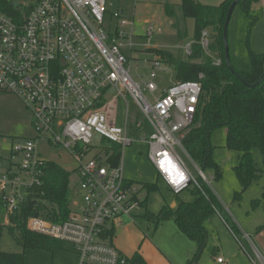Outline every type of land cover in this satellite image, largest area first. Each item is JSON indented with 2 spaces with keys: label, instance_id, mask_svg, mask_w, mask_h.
I'll list each match as a JSON object with an SVG mask.
<instances>
[{
  "label": "built area",
  "instance_id": "2783aa9c",
  "mask_svg": "<svg viewBox=\"0 0 264 264\" xmlns=\"http://www.w3.org/2000/svg\"><path fill=\"white\" fill-rule=\"evenodd\" d=\"M115 0H3L0 3V91L13 93L32 114L33 135L12 145L7 158L0 156V205L7 217L19 211L35 188L43 184L48 160L41 144L63 149L76 162L77 181L70 216L61 223L31 217L27 228L33 233L69 242L78 264H125L127 257L113 243L107 231L133 220L143 207L140 190L124 175L127 146L136 139L129 122V102L144 115L137 122L148 156L158 177L175 194L189 187L202 188L199 171L195 177L178 149L185 152L183 139L193 124L202 95L200 80L174 82L162 92L156 78L168 66L151 46L155 26L137 27ZM136 1V0H135ZM264 6V0H262ZM142 31V34L138 30ZM143 37L146 42L137 39ZM211 34L205 29L199 44L207 55ZM155 53L147 63V78L141 83L131 75L130 59L136 47ZM185 56L193 54V41L183 46ZM221 65L222 59H214ZM144 83L148 95L142 89ZM114 92V95H111ZM126 101L125 122H117V103ZM121 152L113 165L111 145ZM191 158V157H190ZM192 159V158H191ZM218 212V210L216 209ZM230 231L251 264H264V255L248 233L241 240ZM242 239H247L249 247ZM217 264H227L222 256Z\"/></svg>",
  "mask_w": 264,
  "mask_h": 264
},
{
  "label": "rangeland",
  "instance_id": "374dc122",
  "mask_svg": "<svg viewBox=\"0 0 264 264\" xmlns=\"http://www.w3.org/2000/svg\"><path fill=\"white\" fill-rule=\"evenodd\" d=\"M197 1L205 5L216 6L225 0ZM167 5L173 7L175 12L174 17H170L167 14ZM113 9H122L124 16L134 19L139 28L145 26V24H147L146 22L155 26V34L151 39V46L153 48L157 47L161 50L169 51L181 58H183L182 55L185 57L183 46L193 41L195 20L184 16L181 0H115ZM138 32L142 34L140 29ZM227 34L232 65L238 70L245 72L250 71V52H264V6L262 5V0H257L252 3L250 14L246 13L240 5H237L232 13ZM137 40L140 43L146 42L143 37ZM136 49L137 51H134L130 59L131 75L136 81L141 83L142 77L144 79L147 78V63L155 60L156 56L152 51L144 50L142 46H137ZM166 64L168 70L160 71L155 79L160 92L167 89L175 82L174 67L168 63ZM142 89L144 94L148 95L144 83H142ZM111 95H114V92H111ZM116 112L118 124L123 125L127 112V105L124 99L120 98L118 100ZM31 121L32 114L20 98L13 93L0 91V156L7 158L10 155L13 144L23 142L33 134ZM140 121H145L144 115L140 112L138 107L130 101L129 122L133 126V136L136 141L132 145L127 146L124 151V175L136 184L140 190V197L143 200H147V205L145 207L143 206L141 210L138 211L133 220L126 219L127 221H125L122 226L116 228L113 244L123 255L128 257L139 250V246L144 239H151L155 244L159 245L161 244L159 238H161L163 242L169 246L172 245L174 241L170 230L166 228L168 227L167 225L171 224L175 227L176 231H179L177 230L174 219H170L163 222L165 233L163 234L157 231L158 234H155L158 227L156 228L153 223L147 221L142 216L146 211L157 214L163 206L171 203L173 200L180 203L182 201L190 202L194 199L191 189H186L178 195L174 194L163 180L158 177L157 171L148 156L149 146L142 140L141 131L137 128V122ZM97 141L99 143L102 141L104 146L113 145V143L100 138H97ZM211 144L213 147V159L221 166L223 173L219 179H215V172L213 169L206 168L204 170L207 176L214 177L211 189L217 198H219L220 206L218 208L219 213L216 211L215 216L208 222L207 230L209 237L207 240V248L202 255L201 264H211L210 261L212 259L213 249L218 243V233H221L222 237L225 235L232 237L233 234L230 231L231 226L236 232H238V228L241 229V231L238 232L239 240H241L244 234L248 233L250 238L262 252L255 238V232L258 230L259 226L264 224V157L261 149L255 147L252 150L256 165L258 169L261 170L260 178L243 192V201H234L235 193L241 190V184L234 172V167L239 164L241 153L230 151L226 148L225 128H219L213 131L211 135ZM41 147L43 149L42 154L48 158V160H53L70 171L75 169L76 162L65 150L61 148H49L45 144H41ZM178 152L188 170L195 177H198L199 171L194 164L195 161L193 162L192 159L180 149H178ZM195 163L200 166L197 162ZM76 181L77 177L73 173L71 176V183L74 184ZM202 182L206 184L203 179ZM145 183L156 184L157 189L149 192L143 187ZM69 197L71 209L74 208V210L79 211V208H75L73 205L75 201H78L73 190ZM257 198L261 199L262 202L259 207L254 208L253 200ZM175 207L176 206L173 205L172 208ZM240 207L242 209L240 211H243V214L242 217L236 220L232 217L228 209H231V211L235 213L237 210L239 211ZM244 217L246 223L248 222L245 231H243L238 223L239 221L243 224ZM6 218L8 217L0 205V251L24 253L26 264H78L76 251L69 242H64L62 248L55 253L40 248H29L24 250L10 235ZM221 218H223L224 221ZM161 224H159V226ZM250 227H252V229L254 227L255 230L252 231ZM180 235L190 241V243H194L189 238H186L187 236L185 234ZM242 241L249 247L250 243L247 239H242ZM262 254L264 255L263 252ZM218 256L219 254L215 257L217 258Z\"/></svg>",
  "mask_w": 264,
  "mask_h": 264
},
{
  "label": "trees",
  "instance_id": "16d2710c",
  "mask_svg": "<svg viewBox=\"0 0 264 264\" xmlns=\"http://www.w3.org/2000/svg\"><path fill=\"white\" fill-rule=\"evenodd\" d=\"M233 1L225 0L219 5L211 6L197 0H181L184 16L195 20L193 54L189 57L182 55L181 58L169 51L156 52L164 62L174 67L175 82L200 80V76H203L198 112L185 134L183 145L192 160L197 162L203 171L211 168L215 172V179H219L223 171L213 159L211 135L216 129H228L226 148L241 153L239 164L234 167L241 184V190L235 193L234 198L240 200L243 192L260 178L261 170L256 165L252 150L259 147L264 157V52H250L251 70L248 72L240 71L233 65L235 71H232L227 65L224 24ZM254 1L257 0H239L237 5L250 14ZM0 3L1 6L4 5L3 0H0ZM166 9L167 14L174 17L173 7L167 5ZM205 29L211 34V56L207 55L199 44L201 33ZM216 58L222 59L221 65L214 64ZM110 147L113 151L112 163L117 165L121 156L120 149L116 144H111ZM73 173L74 170L70 171L53 160H47L43 184L33 190L19 211L9 215V233L24 250L40 248L55 253L62 248L63 241L33 233L27 228V222L31 217H41L61 223L70 216L72 209L69 195L73 190L71 183ZM143 187L149 192L157 189V185L152 183H145ZM190 189L194 195L192 202H181L175 208L165 205L157 214L146 211L143 217L155 227L174 218L178 228L197 245V253L189 262L193 264L207 245L208 232L205 222L216 213L220 201L204 182L202 188L192 186ZM261 202V199L253 200V207H259ZM146 205L145 199L143 206ZM261 229H264V224L259 227V230ZM231 230L239 235L232 226ZM107 234L113 243L114 231L110 229ZM0 264H26L24 253L0 251ZM125 264L148 262L139 251H136L127 257Z\"/></svg>",
  "mask_w": 264,
  "mask_h": 264
},
{
  "label": "crops",
  "instance_id": "0c3cea01",
  "mask_svg": "<svg viewBox=\"0 0 264 264\" xmlns=\"http://www.w3.org/2000/svg\"><path fill=\"white\" fill-rule=\"evenodd\" d=\"M31 136H29V137H31ZM129 180H131V179H129ZM188 189H190V188H188ZM242 199H243V197L240 200H236L234 198V201H243ZM192 201H190V202H192ZM182 202H185V201H182ZM180 203H178L176 200H173L171 203H169L167 205H170V207L172 208L173 205L177 206ZM228 210L232 214V217H234V219L238 220L239 217H242L243 211H240V210H242L241 207H240L239 211L237 210V212H235V213L232 212L231 209H228ZM218 213H219V210H218ZM215 214L213 216H211L205 222L206 230H207L208 222H210V220L215 216ZM6 219H7V223H8V218H6ZM170 219H174V218H170ZM170 219H168V220H170ZM221 219L224 221L223 218H221ZM127 220H129V219H127ZM127 220L124 219V221L121 225L114 226V228H113V231H114L113 239L115 237L116 228L122 226L124 224V222ZM163 222H165V221H163ZM163 222H162V224L160 223L161 224L160 226L159 225L157 226L158 228L156 227L157 230H156L155 234H158L157 231L162 232L163 234L165 233V231H164L165 227L163 225L164 224ZM174 222H175V220H174ZM238 223H239L240 227L243 229V231H245V227H246V225H248V222L246 223L245 217L243 218V222H242L243 224H241V222H239V221H238ZM175 224H176V222H175ZM167 226L168 227H166V228L168 230H170L172 237H173L172 239H173L174 243L172 245L169 246L168 244L163 242V240L161 238H159V240L161 241V244H159V245L155 244V242H153V240H151V239H146V240L144 239L143 242L141 243V245L139 246L138 251L142 254V256L145 258V260L148 262V264H189V262L195 257V255L197 253L196 243L191 238H189L185 233H183L178 228L177 224H176L177 230H179V231H176L175 227H173V225H171V224L167 225ZM238 229H239L238 232H240L241 229L240 228H238ZM250 229L252 231L255 230L254 227H253V229H252V227H250ZM178 232H181V233H178ZM207 232H208V230H207ZM255 233H256L255 238L257 239L258 245L260 246V248L262 249V252L264 253V229L259 230V228H258V230ZM180 234H185L187 236L186 238H189L194 243H190V241H188L187 239L182 237V235H180ZM218 235H219L218 243L216 246H214L213 253H212V259L210 261L211 264H217V261L215 259L216 258L215 256L217 254H219V256L224 257L227 261V264H250V259L248 258L246 253L240 248V245H239L238 241L236 240V238L234 237V235H232L233 238L229 237L228 235H225L222 237L221 233H218ZM208 237H209V235H208ZM206 248H207V245H206L204 251L206 250ZM204 251L202 252L201 256L193 264H201L202 255H203ZM126 257H128V256H126Z\"/></svg>",
  "mask_w": 264,
  "mask_h": 264
},
{
  "label": "water",
  "instance_id": "95a60500",
  "mask_svg": "<svg viewBox=\"0 0 264 264\" xmlns=\"http://www.w3.org/2000/svg\"><path fill=\"white\" fill-rule=\"evenodd\" d=\"M239 0H234L231 4V6L229 7L228 13H227V17L225 20V24H224V44H225V60L227 65H229V67L231 68L232 71H235L234 68L232 67L231 64V60H230V54H229V48H228V26H229V22L232 16V13L235 9V7L237 6ZM228 132V129H226V133Z\"/></svg>",
  "mask_w": 264,
  "mask_h": 264
}]
</instances>
